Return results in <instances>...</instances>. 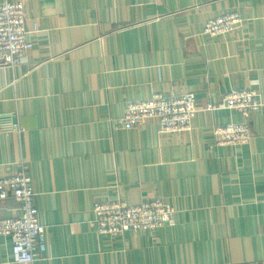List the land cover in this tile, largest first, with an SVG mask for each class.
I'll return each instance as SVG.
<instances>
[{
	"label": "crops",
	"instance_id": "0c3cea01",
	"mask_svg": "<svg viewBox=\"0 0 264 264\" xmlns=\"http://www.w3.org/2000/svg\"><path fill=\"white\" fill-rule=\"evenodd\" d=\"M21 1L34 46L0 66V126L11 113L22 129L0 132V176L22 163L33 176L48 248L28 264H264V105L241 146L211 129L242 115L206 107L234 88L264 102V0ZM229 11L239 29L203 32ZM186 92L198 102L188 132L118 124L131 101ZM154 198L175 209L173 226L110 237L93 225L97 203ZM20 207L9 194L0 217ZM0 264H17L6 237Z\"/></svg>",
	"mask_w": 264,
	"mask_h": 264
},
{
	"label": "built area",
	"instance_id": "2783aa9c",
	"mask_svg": "<svg viewBox=\"0 0 264 264\" xmlns=\"http://www.w3.org/2000/svg\"><path fill=\"white\" fill-rule=\"evenodd\" d=\"M243 17L238 11H229L208 20L203 32L210 36L227 35L242 26ZM37 23H33L36 31ZM31 30L21 0L0 3V66L19 65L33 46ZM264 105L257 89L234 88L224 97L210 101L208 110H231L240 113L243 121L226 125H215L211 129L219 146H241L254 139L251 117ZM198 112L197 97L194 93H155L149 99L128 103L120 127L130 130L157 119L159 128L165 134L184 133L192 128ZM6 126L0 132H21L19 123L7 115ZM9 194L21 203L17 216L0 217V237L12 241V260L17 264L35 262L48 248V231L40 220L36 204L37 193L33 176L24 163L21 169L9 175L0 176V201ZM175 209L161 198H154L138 205H131L123 199L97 203L94 208V223L102 235L116 237L125 233L156 231L175 224Z\"/></svg>",
	"mask_w": 264,
	"mask_h": 264
}]
</instances>
